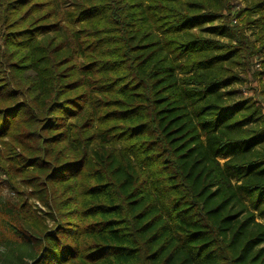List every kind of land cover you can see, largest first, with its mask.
<instances>
[{"label":"trees","instance_id":"obj_1","mask_svg":"<svg viewBox=\"0 0 264 264\" xmlns=\"http://www.w3.org/2000/svg\"><path fill=\"white\" fill-rule=\"evenodd\" d=\"M263 141L264 0H0V264H264Z\"/></svg>","mask_w":264,"mask_h":264},{"label":"rangeland","instance_id":"obj_2","mask_svg":"<svg viewBox=\"0 0 264 264\" xmlns=\"http://www.w3.org/2000/svg\"><path fill=\"white\" fill-rule=\"evenodd\" d=\"M232 2L235 4V6L238 8V7H241V6H244L245 3L247 2V0H232ZM245 32L250 34L251 35V29L246 27L245 28ZM203 33H207L206 31H204ZM213 36V34H212ZM216 38L219 37V35H214ZM224 40H227L226 38H224ZM248 83V82H247ZM246 82L244 83H234L232 84L230 87L234 88V94H233V97L234 98H239L241 96H247L248 94L251 93V90L246 86L247 84ZM260 150L264 151V141L263 143L259 146ZM2 256V246L0 245V257Z\"/></svg>","mask_w":264,"mask_h":264}]
</instances>
